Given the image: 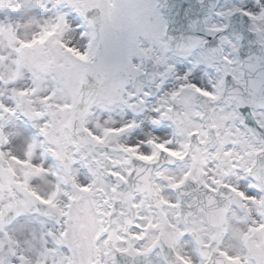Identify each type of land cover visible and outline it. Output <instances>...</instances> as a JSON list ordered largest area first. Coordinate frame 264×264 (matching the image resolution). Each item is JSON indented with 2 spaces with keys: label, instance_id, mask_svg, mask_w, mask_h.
Masks as SVG:
<instances>
[{
  "label": "snow or ice",
  "instance_id": "obj_1",
  "mask_svg": "<svg viewBox=\"0 0 264 264\" xmlns=\"http://www.w3.org/2000/svg\"><path fill=\"white\" fill-rule=\"evenodd\" d=\"M249 5L216 15L247 17L249 43L264 53V5ZM4 6L20 11L23 0H0ZM35 7L39 20L26 34L0 26V264H118L117 254L135 264L165 246L169 264H264V55L241 59L244 36L221 35L188 59L210 42L181 36L174 44L166 0H35ZM203 23L214 39L229 27ZM174 49L179 60L168 55ZM215 60L220 75L205 83L196 69ZM148 62L157 70L149 73ZM140 77H150L147 89ZM117 106L150 112L143 139L120 142L140 133L143 120L96 115ZM21 116L36 131L14 139L19 133L6 126ZM40 149L54 166L39 159ZM162 159L184 167L163 168ZM47 176L55 177L47 189L34 182ZM33 213L47 218L38 221V249L35 228L17 235ZM185 237L193 250L183 249Z\"/></svg>",
  "mask_w": 264,
  "mask_h": 264
},
{
  "label": "flooded vegetation",
  "instance_id": "obj_2",
  "mask_svg": "<svg viewBox=\"0 0 264 264\" xmlns=\"http://www.w3.org/2000/svg\"><path fill=\"white\" fill-rule=\"evenodd\" d=\"M47 227H49V225H47ZM35 229H36V231L40 234V232H41V225H36L35 226ZM43 230H45L46 231V229H43Z\"/></svg>",
  "mask_w": 264,
  "mask_h": 264
}]
</instances>
